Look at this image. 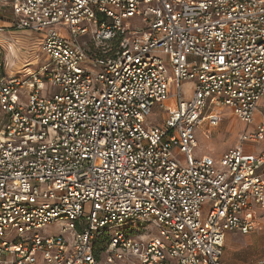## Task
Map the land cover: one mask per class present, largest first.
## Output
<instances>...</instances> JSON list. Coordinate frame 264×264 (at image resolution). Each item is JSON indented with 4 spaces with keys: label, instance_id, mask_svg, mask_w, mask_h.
<instances>
[{
    "label": "built area",
    "instance_id": "1",
    "mask_svg": "<svg viewBox=\"0 0 264 264\" xmlns=\"http://www.w3.org/2000/svg\"><path fill=\"white\" fill-rule=\"evenodd\" d=\"M262 101L264 0H0V264H226L262 227L264 121L219 165L196 127Z\"/></svg>",
    "mask_w": 264,
    "mask_h": 264
},
{
    "label": "rangeland",
    "instance_id": "2",
    "mask_svg": "<svg viewBox=\"0 0 264 264\" xmlns=\"http://www.w3.org/2000/svg\"><path fill=\"white\" fill-rule=\"evenodd\" d=\"M132 27H142V20L140 16H135L129 20ZM43 53L41 54V56ZM43 59V57H41ZM44 60H42L43 62ZM196 85V80H186L182 83L184 98L189 99L193 95V90ZM264 105V101L262 104ZM223 119L215 127H211L207 121L199 124L196 127V136L198 146L195 148V157H202L209 155L219 165L223 154L232 147L241 144V134L247 131L254 130L258 122L264 121V106H261L256 112L254 123H246L234 115H232L230 108H223ZM3 111L0 108V117ZM166 117V112L157 105L150 116H148V123L160 124L163 123ZM245 148L255 152L264 149V139L257 142H245ZM212 205L208 201L205 205L204 213L208 212ZM62 221H57L53 224H48L43 228L35 231L43 236L58 234L61 232ZM157 232L154 229H149L144 232L143 239L147 240ZM17 236V230H11L5 237L13 240ZM264 257V218L262 220V227L255 232L242 234L230 231L228 239L226 240L223 260L226 264H256Z\"/></svg>",
    "mask_w": 264,
    "mask_h": 264
},
{
    "label": "crops",
    "instance_id": "3",
    "mask_svg": "<svg viewBox=\"0 0 264 264\" xmlns=\"http://www.w3.org/2000/svg\"><path fill=\"white\" fill-rule=\"evenodd\" d=\"M25 44H26V46L27 45H29L30 44V42H28V41H25ZM28 48H30L31 49V51H34V52H32V53H29V52H27L26 54L27 55H20V56H18L16 53H15V51H13V52H11L10 53V59H11V62L12 63H15V67H19L20 65H22L25 61H27L28 59H32V58H34L35 57V53L38 51V47H28ZM32 49H34V50H32ZM21 54V53H20ZM24 56V57H23ZM36 62V61H35ZM34 62V63H35ZM37 64H33L32 65V67L33 68H37ZM262 150H264V149H261L260 151H262ZM260 151H258V152H260ZM253 232H255V231H253ZM230 233V232H229ZM229 233L227 234V239H228V235H229ZM235 233H241V232H235ZM251 233V232H250ZM242 234H247V233H242ZM226 239V240H227ZM225 249V248H224Z\"/></svg>",
    "mask_w": 264,
    "mask_h": 264
}]
</instances>
